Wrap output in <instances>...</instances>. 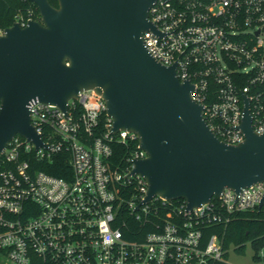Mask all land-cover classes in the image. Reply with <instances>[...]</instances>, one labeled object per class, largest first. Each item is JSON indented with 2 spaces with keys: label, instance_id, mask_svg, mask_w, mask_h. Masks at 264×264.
<instances>
[{
  "label": "built area",
  "instance_id": "1",
  "mask_svg": "<svg viewBox=\"0 0 264 264\" xmlns=\"http://www.w3.org/2000/svg\"><path fill=\"white\" fill-rule=\"evenodd\" d=\"M31 14L17 21L26 26ZM150 20L160 34L144 32L146 48L192 82V97L221 141L244 142L245 96L254 132L264 133V0H156ZM29 109L46 148L16 136L0 153V255L6 261L230 264L221 236L204 234L257 209L264 182L239 193L225 189L191 210L185 201L159 196L143 203L147 182L131 172L133 162L148 155L135 133L112 131L96 91L80 92L66 112L38 100ZM118 147L129 150L120 164L113 158ZM63 156L69 165L63 177L41 169Z\"/></svg>",
  "mask_w": 264,
  "mask_h": 264
},
{
  "label": "water",
  "instance_id": "2",
  "mask_svg": "<svg viewBox=\"0 0 264 264\" xmlns=\"http://www.w3.org/2000/svg\"><path fill=\"white\" fill-rule=\"evenodd\" d=\"M29 1L41 20L16 21L0 33V153L16 136L46 148L31 101L66 112L71 99L94 90L106 102L112 131L135 133L148 155L131 172L147 182L143 203L159 196L184 200L191 210L225 189L239 193L264 182V133L252 128L247 97L239 126L245 140L226 144L193 99L192 82L146 48L142 34H160L150 20L156 0H57L58 7Z\"/></svg>",
  "mask_w": 264,
  "mask_h": 264
},
{
  "label": "trees",
  "instance_id": "3",
  "mask_svg": "<svg viewBox=\"0 0 264 264\" xmlns=\"http://www.w3.org/2000/svg\"><path fill=\"white\" fill-rule=\"evenodd\" d=\"M51 5L58 7L57 0H49ZM30 13L32 19L41 20L38 7L29 0H0V30L11 27L18 18H29ZM129 150L127 148H116L114 160L118 164L127 159ZM44 171L57 177H63L68 170L69 165L65 156L55 160L50 167H41ZM184 202L178 200L174 203ZM219 234L224 242L225 250H229L234 246L236 251H242L247 243H250L255 251L254 258H258V254L264 249V207L232 216L228 225H219L209 228L205 232V238L209 239L213 234Z\"/></svg>",
  "mask_w": 264,
  "mask_h": 264
},
{
  "label": "rangeland",
  "instance_id": "4",
  "mask_svg": "<svg viewBox=\"0 0 264 264\" xmlns=\"http://www.w3.org/2000/svg\"><path fill=\"white\" fill-rule=\"evenodd\" d=\"M235 247L232 246L229 249V257L228 261L230 264H264L262 253H264V249L261 250L258 254L259 259H255V251L250 243H247L245 248L242 251H236ZM0 264H13L10 261H6L5 258L0 255Z\"/></svg>",
  "mask_w": 264,
  "mask_h": 264
}]
</instances>
